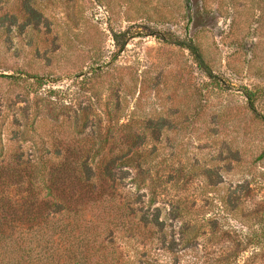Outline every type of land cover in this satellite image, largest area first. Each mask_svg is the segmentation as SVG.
I'll use <instances>...</instances> for the list:
<instances>
[{"label":"rangeland","instance_id":"obj_1","mask_svg":"<svg viewBox=\"0 0 264 264\" xmlns=\"http://www.w3.org/2000/svg\"><path fill=\"white\" fill-rule=\"evenodd\" d=\"M82 138L151 200L127 264H264V0H0V162Z\"/></svg>","mask_w":264,"mask_h":264},{"label":"trees","instance_id":"obj_2","mask_svg":"<svg viewBox=\"0 0 264 264\" xmlns=\"http://www.w3.org/2000/svg\"><path fill=\"white\" fill-rule=\"evenodd\" d=\"M54 102L73 107L72 99ZM85 139L73 146L54 139L53 161L0 162V264H127L130 252L148 255L151 200L123 195L121 177L116 176L125 164L131 165L118 160L132 147L115 155L102 140L86 146ZM215 227L214 238L229 235L219 224ZM196 230L202 235V227ZM262 234L251 231L246 243H237L245 248L261 245ZM220 258L216 264H236L235 257ZM255 261L250 257L245 264Z\"/></svg>","mask_w":264,"mask_h":264}]
</instances>
